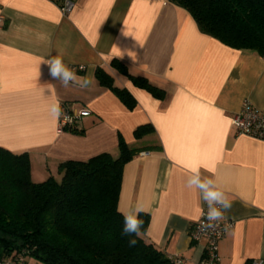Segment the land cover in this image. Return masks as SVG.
Returning <instances> with one entry per match:
<instances>
[{
    "label": "crops",
    "instance_id": "0c3cea01",
    "mask_svg": "<svg viewBox=\"0 0 264 264\" xmlns=\"http://www.w3.org/2000/svg\"><path fill=\"white\" fill-rule=\"evenodd\" d=\"M57 55L92 84L54 80L43 62ZM114 58L165 97L135 86L110 66ZM97 67L131 93L133 108L98 83ZM57 100L90 110L81 131L58 129L50 113ZM244 101L264 110V57L205 34L171 0H75L67 14L55 0H0V147L28 152L37 182L59 179L64 160L116 157L120 136L142 148L123 167L118 209L141 207L145 238L182 264L204 256L205 240L191 238L207 205L187 184L193 168L232 204L217 264H264V140L231 125ZM147 123L153 132L136 139L134 129Z\"/></svg>",
    "mask_w": 264,
    "mask_h": 264
},
{
    "label": "trees",
    "instance_id": "16d2710c",
    "mask_svg": "<svg viewBox=\"0 0 264 264\" xmlns=\"http://www.w3.org/2000/svg\"><path fill=\"white\" fill-rule=\"evenodd\" d=\"M186 9L199 29L223 44L264 57V0H171ZM110 66L154 97L166 91L145 76L129 73L114 58ZM101 86L111 89L127 107L135 98L103 67L95 69ZM66 130L81 131L76 128ZM151 124L137 126L133 135L141 139L152 133ZM142 148L118 140V155L102 152L86 160L59 163L60 178L42 181L31 177L28 152L14 153L0 147V260L22 255L44 264H182L148 241L144 233L149 216L140 212L141 235H122L124 215L118 198L124 165Z\"/></svg>",
    "mask_w": 264,
    "mask_h": 264
},
{
    "label": "built area",
    "instance_id": "2783aa9c",
    "mask_svg": "<svg viewBox=\"0 0 264 264\" xmlns=\"http://www.w3.org/2000/svg\"><path fill=\"white\" fill-rule=\"evenodd\" d=\"M63 14H67L75 5V0H55ZM60 108L62 115L58 119V129L60 131L67 128H81V121L90 115L87 108H74L69 103H63ZM231 125L238 134H245L264 140V110L257 109L248 101L242 103L241 108L234 113ZM208 206L203 207L199 219L196 221L191 232L193 241L205 240L204 256L200 264H217L219 261L218 244L226 236L232 227V222L224 219L213 222V226H208L206 219ZM0 264H27L22 255L15 258L0 260ZM250 264H256L252 262Z\"/></svg>",
    "mask_w": 264,
    "mask_h": 264
},
{
    "label": "clouds",
    "instance_id": "9594fccd",
    "mask_svg": "<svg viewBox=\"0 0 264 264\" xmlns=\"http://www.w3.org/2000/svg\"><path fill=\"white\" fill-rule=\"evenodd\" d=\"M43 63L48 66L49 75L54 80H59L64 87L74 84L78 85L80 88H88L92 84V79L87 76H77L75 72L70 70L64 63L63 58L59 55L53 56ZM50 113L55 119L60 118L62 109L60 108L59 100L50 105ZM191 171L192 174L188 177L187 184L189 187H194L200 191L203 201L208 206L206 219L209 222L208 226L211 227L213 226V222H219L226 218L225 212L231 208V201L228 199L225 192L216 186L213 179L207 177L201 178L198 168H193ZM142 211L143 209L137 206L123 213L124 225L122 235L133 237L128 241L130 246H135L137 240L134 237L141 235L143 221L139 218V215Z\"/></svg>",
    "mask_w": 264,
    "mask_h": 264
},
{
    "label": "rangeland",
    "instance_id": "374dc122",
    "mask_svg": "<svg viewBox=\"0 0 264 264\" xmlns=\"http://www.w3.org/2000/svg\"><path fill=\"white\" fill-rule=\"evenodd\" d=\"M27 260L30 262V264H44L41 261H39L33 257H28Z\"/></svg>",
    "mask_w": 264,
    "mask_h": 264
}]
</instances>
